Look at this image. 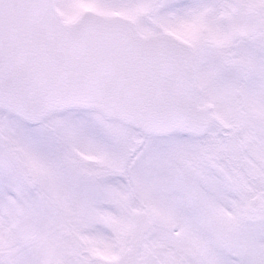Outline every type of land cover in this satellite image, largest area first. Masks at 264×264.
I'll use <instances>...</instances> for the list:
<instances>
[{
	"label": "snow or ice",
	"instance_id": "snow-or-ice-1",
	"mask_svg": "<svg viewBox=\"0 0 264 264\" xmlns=\"http://www.w3.org/2000/svg\"><path fill=\"white\" fill-rule=\"evenodd\" d=\"M0 264H264V0H0Z\"/></svg>",
	"mask_w": 264,
	"mask_h": 264
}]
</instances>
